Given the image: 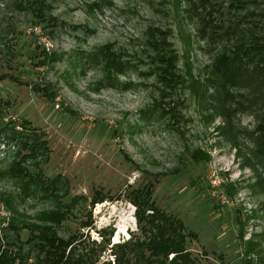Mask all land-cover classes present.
I'll return each instance as SVG.
<instances>
[{"label":"rangeland","instance_id":"1","mask_svg":"<svg viewBox=\"0 0 264 264\" xmlns=\"http://www.w3.org/2000/svg\"><path fill=\"white\" fill-rule=\"evenodd\" d=\"M10 1L0 0L3 121L12 120L16 131L43 143L41 158L34 164L28 160L26 165L51 180L56 175L64 178L69 194L63 201L67 203L72 196L86 198L85 209L83 206L62 222L58 234L65 238L73 235L80 223L88 220L89 211L91 229H80V233L88 241L98 242L102 230L111 231L109 244L95 264L107 260L113 264L109 253L112 245L126 242L131 234L138 235L134 207L124 194L149 185L155 206L195 234L196 240L188 241L185 248L196 257L197 264H244L248 241L264 259L260 238L264 197L254 184L261 169L244 163L245 155L251 157L247 150L252 144L247 138L238 135L234 148L221 137L215 128L224 120L218 115L211 117L207 109L210 102L200 105L186 85L170 97L181 116L177 123L166 126L168 117L142 119L139 111L151 106L157 97L153 78H142L128 70L118 80L132 87L95 91L96 82L102 78L99 69L84 63L86 54L107 43L136 62L143 32L149 26L169 28L173 32L170 41L179 55L178 70L184 78L189 74L203 85L213 53L195 39L197 24L194 19L188 21L185 11L190 13L191 8L185 0L176 9L171 2L160 0H45L51 6L49 13L59 22L52 30L42 25L33 27L29 15L18 13ZM184 34L190 39L189 48L181 40ZM43 51L55 61L37 67ZM10 76L20 83L10 81ZM32 84L48 87L54 94L53 102L43 92L34 91ZM211 91L208 87L205 96ZM232 126L252 131L253 118L239 113ZM196 149L210 157L208 163L194 162L190 155ZM26 153L1 138L0 172ZM174 169L177 172L171 173ZM18 190V184L0 177V193L10 194L24 220L51 208L47 201L21 200ZM96 192L105 200L90 208L89 200ZM8 216L0 202V231L8 224ZM19 236L22 241L28 238L25 231ZM249 258L253 264H264L255 253Z\"/></svg>","mask_w":264,"mask_h":264},{"label":"trees","instance_id":"2","mask_svg":"<svg viewBox=\"0 0 264 264\" xmlns=\"http://www.w3.org/2000/svg\"><path fill=\"white\" fill-rule=\"evenodd\" d=\"M160 1L171 2L176 9L181 0ZM185 2L191 8L190 13L185 11L188 21L194 19L197 24L195 39L207 45L208 50L213 53L206 68L203 85L188 73L187 78H184L178 70L179 55L170 41L173 32L169 28L149 26L143 32L140 43L142 50L136 56V62L115 52L110 43L85 55L86 66L97 67L102 77L96 82L95 91L99 88L123 90L132 87L129 82L120 83L118 80L128 70L136 72V75L142 78H153L157 97L152 99L151 106L140 110L139 115L146 120H165L168 117V126L181 119L176 110L177 104L171 102L170 97L174 91L186 85L190 94L201 101L200 105L210 102L207 109L209 108L211 117L218 115L224 120L221 127L215 128L221 137L230 141L234 148L238 145L235 142L238 135H243L252 144L251 149L247 150L251 157L245 155L244 163L251 168L260 167L261 171L256 170L258 172L254 184L264 197V0ZM10 4L18 13L29 15L33 27L42 25L52 30L59 25L57 19L49 13L51 6L45 0H11ZM181 40L190 47L187 34H184ZM53 61L54 56L43 51L42 58L35 66H48ZM138 63H144L143 70L139 69ZM8 79L20 83L14 77L10 76ZM208 87H212V91L210 95L205 96ZM32 89L43 92L53 102L54 94L49 92L48 87L40 88L32 84ZM2 111L0 109V139L5 138L8 143L17 144L21 151L27 153L6 164L0 172V177L18 184L17 193L21 200L31 198L41 202L47 201L51 208L36 212L24 220L14 207L10 194L0 193V202L9 213L8 224L0 231V264L98 263L113 233L102 230L98 242L88 241V238L80 233V229H91L88 211V220L80 223L79 229L73 235L65 238L58 234L62 222L74 216L83 206L85 209L86 198L79 200L78 197L72 196L66 203L63 200L67 198L69 191L64 178L56 175L51 180L43 177L37 170L29 169L27 161L37 163L41 152L44 151L43 143L38 144L33 135L16 131L12 120L3 121L5 114ZM239 113L253 118L252 131H247L246 128L239 131L232 126V120ZM190 156L195 163H208L210 160V157L199 149ZM123 159L130 162L125 155ZM252 160L253 164L250 163ZM176 172L174 169L171 173ZM152 190L147 185L141 189L133 188L124 194L127 202L134 207L133 217L138 235L131 234L126 242L112 245L109 253L113 257V264H197L196 257L185 248L188 241L196 240L195 234L187 232L179 219L166 215L155 206L150 199ZM104 200L105 197L100 193H93L89 200L90 208ZM78 201L82 206L77 205ZM261 206L264 210V200ZM20 231H25L28 238L20 240ZM260 238L264 242V231ZM241 239L242 235H239V240ZM255 247L251 241L246 243L244 255L247 259L244 264H253L249 258L253 253L263 263L264 259L254 251ZM103 264H110V261L107 260Z\"/></svg>","mask_w":264,"mask_h":264}]
</instances>
